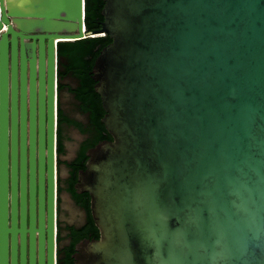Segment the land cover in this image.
<instances>
[{
    "label": "water",
    "instance_id": "water-1",
    "mask_svg": "<svg viewBox=\"0 0 264 264\" xmlns=\"http://www.w3.org/2000/svg\"><path fill=\"white\" fill-rule=\"evenodd\" d=\"M100 14L85 32L83 0H0V264L7 235L16 264V233L18 264L25 233L28 264L35 237L52 263L54 49L91 33L110 39L89 71L110 138L77 173L98 235L73 264H264V0H103Z\"/></svg>",
    "mask_w": 264,
    "mask_h": 264
},
{
    "label": "flooded vegetation",
    "instance_id": "flooded-vegetation-1",
    "mask_svg": "<svg viewBox=\"0 0 264 264\" xmlns=\"http://www.w3.org/2000/svg\"><path fill=\"white\" fill-rule=\"evenodd\" d=\"M81 92V82L70 68L63 55L53 57V113L54 136L51 174V211H52V263L73 264L74 255L79 251L75 246L86 239L98 235L89 209V195L86 191L76 190L78 170L86 159L85 151L92 146L94 124L91 109ZM18 104H16V114ZM45 139V123H44ZM109 139V138H103ZM103 139H99L103 140ZM98 142V141H96ZM95 142V143H96ZM94 143V144H95ZM7 225H9V127L7 122ZM18 152L16 151V167ZM43 216L46 217L47 176L46 159L43 160ZM18 179V172L16 173ZM25 180L27 190V149L25 152ZM16 180V196H17ZM27 200V193H26ZM27 201L25 203V207ZM16 206V226H18ZM95 227V233L92 228ZM25 264H28L27 234L25 233ZM46 251L43 249V264H46ZM33 262L37 264L36 237L34 239ZM6 264H10L9 235H7ZM16 264H18V233H16Z\"/></svg>",
    "mask_w": 264,
    "mask_h": 264
},
{
    "label": "trees",
    "instance_id": "trees-1",
    "mask_svg": "<svg viewBox=\"0 0 264 264\" xmlns=\"http://www.w3.org/2000/svg\"><path fill=\"white\" fill-rule=\"evenodd\" d=\"M103 0H83V25L85 32H92L100 27L102 16L100 8ZM85 35L78 39L58 41L55 44L57 55H63L68 62V68L77 75L81 82V92L89 102L91 121L94 124L93 145L103 138H110L100 117L103 114L98 95L93 91V79L90 77V68L99 49L110 39L106 33ZM95 233V227L92 228Z\"/></svg>",
    "mask_w": 264,
    "mask_h": 264
}]
</instances>
